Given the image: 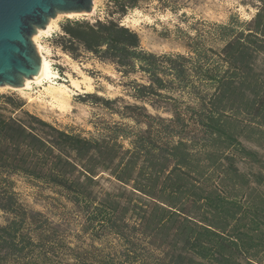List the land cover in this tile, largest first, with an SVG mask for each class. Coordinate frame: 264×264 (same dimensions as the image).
Here are the masks:
<instances>
[{
  "label": "trees",
  "instance_id": "trees-1",
  "mask_svg": "<svg viewBox=\"0 0 264 264\" xmlns=\"http://www.w3.org/2000/svg\"><path fill=\"white\" fill-rule=\"evenodd\" d=\"M153 3L184 4L106 0L52 39L123 80L125 96L80 95L111 117L96 134L0 93V264H264V0L248 20L179 27L184 52L163 53L121 22ZM18 179L49 191L46 210Z\"/></svg>",
  "mask_w": 264,
  "mask_h": 264
},
{
  "label": "rangeland",
  "instance_id": "rangeland-1",
  "mask_svg": "<svg viewBox=\"0 0 264 264\" xmlns=\"http://www.w3.org/2000/svg\"><path fill=\"white\" fill-rule=\"evenodd\" d=\"M182 3L183 8L178 13L164 10L153 3L142 9L131 10L121 22L138 32L142 46L147 50L157 53L184 52V39L178 32L179 27L184 31H192L191 27H211L212 23L225 22L232 15L248 20L256 11L257 0H182ZM183 12L185 17L181 14ZM106 15V0H93V10L87 15L68 17L66 13L57 14L53 19L58 28L50 36H40L36 41L42 46L41 51L50 61L55 76L49 81L32 83L31 88L25 90L2 86L0 93L20 95L26 99V108L29 111L57 126L72 128L87 135L96 134L94 123L100 120L108 121L111 117L104 108L82 102L80 95L97 93L108 98L125 96L123 80L110 65L90 57L74 60L57 47L52 39L55 33L60 31V25L68 18L95 19L104 18ZM36 42L34 41L35 44ZM73 81L79 86H73ZM61 84L69 87L62 99L58 97V92H54ZM49 85L53 87H48ZM125 98L132 101L128 97ZM16 188L25 203L35 209L46 210L44 195L49 191L45 190L43 194L35 184L23 179H18Z\"/></svg>",
  "mask_w": 264,
  "mask_h": 264
},
{
  "label": "water",
  "instance_id": "water-1",
  "mask_svg": "<svg viewBox=\"0 0 264 264\" xmlns=\"http://www.w3.org/2000/svg\"><path fill=\"white\" fill-rule=\"evenodd\" d=\"M93 0H0V87H21L40 75L41 56L32 37L59 13L87 15Z\"/></svg>",
  "mask_w": 264,
  "mask_h": 264
},
{
  "label": "bare ground",
  "instance_id": "bare-ground-1",
  "mask_svg": "<svg viewBox=\"0 0 264 264\" xmlns=\"http://www.w3.org/2000/svg\"><path fill=\"white\" fill-rule=\"evenodd\" d=\"M68 17H72L73 15H77L79 13H66ZM58 28L57 23L55 22V20L52 18L49 20L48 24L46 25L45 28H40L37 30V32L34 34V41H38V38L40 36H50L56 29ZM37 44V47L39 49V54L41 56V73L40 75H35L34 77L31 78H26L24 81V84L21 87L18 88H14V89H19V90H25V89H30L32 86V83H41L44 80L49 81L50 79H52L55 74L52 70L50 61L48 60V58L43 54V52L41 51L42 46L40 44ZM73 86L78 87V83L73 81ZM48 87H53L52 85H49ZM56 90H54V92H58V97L59 98H64V95H66V93L69 91V87L61 84L59 87L55 88ZM68 95V94H67ZM66 98V97H65Z\"/></svg>",
  "mask_w": 264,
  "mask_h": 264
}]
</instances>
